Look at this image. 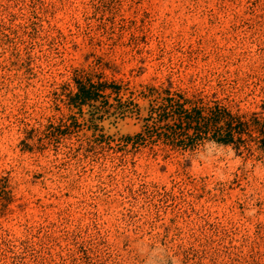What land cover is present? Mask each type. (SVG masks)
I'll return each instance as SVG.
<instances>
[{"label": "rangeland", "instance_id": "rangeland-1", "mask_svg": "<svg viewBox=\"0 0 264 264\" xmlns=\"http://www.w3.org/2000/svg\"><path fill=\"white\" fill-rule=\"evenodd\" d=\"M163 90L264 118V0H0V264H264V148L162 141Z\"/></svg>", "mask_w": 264, "mask_h": 264}, {"label": "trees", "instance_id": "trees-1", "mask_svg": "<svg viewBox=\"0 0 264 264\" xmlns=\"http://www.w3.org/2000/svg\"><path fill=\"white\" fill-rule=\"evenodd\" d=\"M75 91L69 101L75 107L93 105L106 88L114 93L118 86L112 82H92L87 76L74 78ZM164 91V92H163ZM153 98L148 106L143 126L158 128L155 133L162 141L178 147H193L203 139L234 148H248L253 142L264 148V118L256 112H231L217 101L203 102L201 98L188 99L182 94L168 90Z\"/></svg>", "mask_w": 264, "mask_h": 264}]
</instances>
